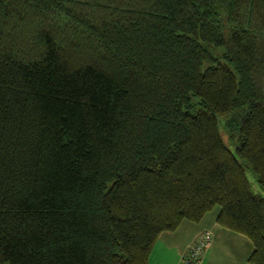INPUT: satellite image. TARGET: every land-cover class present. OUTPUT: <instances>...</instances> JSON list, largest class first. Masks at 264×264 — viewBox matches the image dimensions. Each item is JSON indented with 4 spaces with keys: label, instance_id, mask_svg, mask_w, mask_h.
Masks as SVG:
<instances>
[{
    "label": "trees",
    "instance_id": "1",
    "mask_svg": "<svg viewBox=\"0 0 264 264\" xmlns=\"http://www.w3.org/2000/svg\"><path fill=\"white\" fill-rule=\"evenodd\" d=\"M247 171L264 189V0H0V264H149L216 206L264 264Z\"/></svg>",
    "mask_w": 264,
    "mask_h": 264
},
{
    "label": "crops",
    "instance_id": "2",
    "mask_svg": "<svg viewBox=\"0 0 264 264\" xmlns=\"http://www.w3.org/2000/svg\"><path fill=\"white\" fill-rule=\"evenodd\" d=\"M218 210L212 216L208 215L209 211L199 222L183 220L176 230L162 232L150 251L149 264H166V260L169 264H177L179 257L183 259L189 252L190 246L206 230L211 232L210 242L196 264H206L205 262L210 264L209 252L212 253L214 259L212 264H249L248 258L253 250L251 241L240 233L220 226L216 222ZM222 236L233 240L237 238L240 247L238 249L222 247L216 251L217 254L215 255L214 249L217 238Z\"/></svg>",
    "mask_w": 264,
    "mask_h": 264
},
{
    "label": "rangeland",
    "instance_id": "3",
    "mask_svg": "<svg viewBox=\"0 0 264 264\" xmlns=\"http://www.w3.org/2000/svg\"><path fill=\"white\" fill-rule=\"evenodd\" d=\"M242 115H243V108H236L233 111H231L230 113L223 115V116H220L218 118L221 137H222L223 141L225 143L229 144L230 146H231V142L233 144V142L236 140V134H237L236 133V127H237V124H238L240 118L242 117ZM247 177H248V180L250 181V183L252 185V189L257 193L264 194V189H262L259 186L254 175L250 171H247ZM217 209H218V206H216L214 209H212L208 213V215L212 216L214 213L217 212ZM207 231L208 230L203 231L202 234L204 232L207 233ZM208 233H209V235H211V232L208 231ZM222 247H226V248L231 247L232 249H238L240 247V243H239V241H237V238H235V240H233L229 237L222 236V237L217 238L215 249H214L215 255L217 254L216 251H219ZM209 255H210L209 256L210 257V264H212L214 261V259L212 257V253L209 252ZM165 262H166V264H169L168 260H166ZM181 262H182V258L179 257L177 264H181ZM205 263L207 264V262H205ZM5 264H8V263H5Z\"/></svg>",
    "mask_w": 264,
    "mask_h": 264
},
{
    "label": "built area",
    "instance_id": "4",
    "mask_svg": "<svg viewBox=\"0 0 264 264\" xmlns=\"http://www.w3.org/2000/svg\"><path fill=\"white\" fill-rule=\"evenodd\" d=\"M209 242L210 235L208 231L207 233L204 232L201 234L200 237L190 246L189 252L183 257L181 264H195Z\"/></svg>",
    "mask_w": 264,
    "mask_h": 264
}]
</instances>
